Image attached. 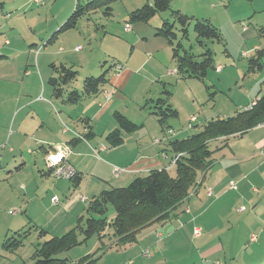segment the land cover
I'll return each mask as SVG.
<instances>
[{"label": "rangeland", "instance_id": "rangeland-1", "mask_svg": "<svg viewBox=\"0 0 264 264\" xmlns=\"http://www.w3.org/2000/svg\"><path fill=\"white\" fill-rule=\"evenodd\" d=\"M84 1L79 0V3L83 4ZM170 1L171 9L176 8L173 4H181L184 7V14L194 16L196 19H208L221 34L220 43L205 42L204 44L213 52V68L208 71L204 82L197 79L177 80L175 75L166 80L160 77L167 68V70H173L175 67L167 41L156 36V29L161 26L162 21H171L170 12L158 13L147 22L130 23L128 14L132 8L135 10L143 7L145 0L115 1L111 4L110 17L105 18L102 11H97L92 14L91 19L84 17L78 21L75 29L62 33H58L59 27L69 18L75 0H41L42 3L37 5L33 3V0H0V50L6 52L1 54L5 58L0 61V84L4 85L0 87L1 105L5 100L8 102L16 97L21 99L22 104L31 101L32 96L36 94L41 96L49 93L51 91L47 85V76L51 73L49 64L64 63L72 65L78 72L76 87L80 89L82 81L88 76L98 77L103 72H108L107 78L111 79L118 66L136 70L141 75V79L147 76L154 78L159 89L165 83L164 87L171 92L168 102L178 112L175 119L167 120L172 129V133H165L168 138L174 139L176 136L177 139L185 138L199 132L211 119L227 118L241 112L244 106L251 102L249 97L255 98L259 88L261 86L264 88V36L259 33L260 27L264 26V0ZM3 14L9 15L10 19H4ZM63 18L64 20L51 30L56 22ZM193 23L188 29V38L183 39L179 36L178 41L180 40L184 49H191L192 54L198 57L204 48L195 40ZM125 24L131 26L130 32L125 30ZM5 42L10 43V46H4ZM36 42L35 47L33 44ZM76 46L82 49L74 52ZM258 51L261 52L262 68L250 69L249 61L254 56L258 58L256 55ZM146 59H153L149 69H137ZM217 66H220V70L216 68ZM24 73L29 75L25 76ZM140 78L135 77L127 85L124 92L126 96L138 93L141 88ZM157 87L150 88L151 95H156ZM143 88H147V85ZM144 106L146 112L150 113V102H146ZM12 109H16L14 102L10 105V110ZM122 111L123 115L137 126L142 124L141 115L143 114L139 112L141 110L131 107L122 108ZM15 112L11 113L10 122L6 124L5 136L9 133L11 122L15 121V127L11 128L15 130L17 124L25 119L28 125L18 130L23 138H32V123H34L32 106L26 111L17 114ZM14 113L16 116H13ZM191 116L198 120L195 126L190 122ZM0 120H3V116H0ZM183 131L185 135L180 134ZM94 135L96 140L101 138L103 141L101 143H106V135L100 134L99 131H94ZM156 139L148 140L151 142ZM129 141L130 137L125 143L128 144ZM15 146L18 152L15 154L19 156L21 152L27 165L24 167L19 165L23 169L9 180L3 179L9 175L6 172H3L0 177V264H32L35 249L39 248L46 238H39L37 231L32 228L31 233L23 239L22 245L10 252L3 249V241L16 231H25L33 225L43 224L51 218L56 208L37 210L38 204L33 201L47 198L48 195L45 193L46 180H41L42 174L37 169H35V180H32L33 156L25 154L27 150L31 152L34 150L32 140L23 139ZM162 146L166 148L169 157L173 156L167 144ZM56 147H58L56 144L51 145L53 149ZM59 147L65 148V143ZM5 148L7 150V147ZM2 151L0 156L3 157L5 153ZM248 166L247 178L240 189L235 190L240 193L238 198H240L241 206H245L246 212H236L238 213V215L234 213L236 216L231 214L234 223H229L228 226L225 224L224 228H204L202 233L205 239L198 241L196 246L183 245L176 237L168 236V230L171 228L153 224L140 231L135 242L118 243L107 235L102 239L94 235L82 245L60 254L59 257L68 258L71 264L77 263L79 259L89 254H96L99 257L97 264H128V262L132 264H200L203 260L199 252L205 251L208 245L206 241H208L209 244H215L220 248L215 255L210 256L211 259L208 257L210 264L213 260L220 264H229V262L242 264L243 261L256 264V260L262 255L264 242L259 246L257 242L255 245L257 247L254 248L255 243L250 244L249 241L251 233L258 237V241L264 239V233H255L264 221V201L256 203L258 199H261L260 197H264V158L257 153L250 159ZM125 172H128V169ZM169 173L173 176L175 170L171 169ZM231 187L235 188V185ZM253 188L256 189L255 192ZM50 196L51 194L48 196L49 199ZM32 197H34L33 200ZM248 203H250L249 207ZM254 203H256L255 207H253ZM244 209L241 208L242 211ZM223 211L227 210H220L216 205L208 213V218H212L213 213L216 212V215L220 217V227L221 221H226L225 218H221ZM252 211L258 212L259 218ZM113 212V208L109 206L106 218L112 216ZM86 214L85 208L83 215L86 216ZM63 217L64 215L53 221L50 227L51 233H47V236H61L53 235L52 232H55L56 223ZM237 226L241 228L238 235ZM157 234H162V237H158ZM236 238L237 240L232 242ZM221 243L222 247H220ZM228 243H232L234 248L230 249ZM201 245L204 246L200 249Z\"/></svg>", "mask_w": 264, "mask_h": 264}, {"label": "crops", "instance_id": "crops-1", "mask_svg": "<svg viewBox=\"0 0 264 264\" xmlns=\"http://www.w3.org/2000/svg\"><path fill=\"white\" fill-rule=\"evenodd\" d=\"M173 5L176 6V8L173 7V9H179L181 12L185 13L183 10L184 7L181 4ZM133 9L134 8H132V10ZM3 17L6 20L10 19L9 15L3 14ZM64 18L59 22H56L51 30L54 29V27H57ZM126 26L130 27L129 31L126 29ZM125 30L130 32L132 28L129 24H125ZM135 42L138 44L137 40ZM4 46H10V43L7 45L4 44ZM33 46L36 47L37 42L34 43ZM4 48L5 47H3V49ZM75 48L73 50L74 52L76 51ZM3 52L4 51L0 50V55ZM30 52L32 54V50H30ZM149 56L150 55L148 54V57ZM152 62L153 59H146L137 69L148 70L150 63ZM118 67H120L119 74L116 75L115 72L110 79V83L107 84L99 94L86 99L80 105H57L58 102L52 98L51 92L46 93L47 96L46 94L41 96L36 94L32 96L31 101L22 104L21 99L17 97L8 100V102L5 100L2 105L0 103V116H3V120H0V151L3 150L2 152L5 153L3 157H0V177L3 172H6L7 175H9L3 177V179L9 180L23 169L20 168L19 165H22L23 167L27 165L25 159L21 156V152L19 156L15 154L18 153L15 145L18 142H22L23 139L26 141L32 140V147L34 150H32V152L29 150L25 152V154L33 156L32 180H35V169H37L42 174L41 180H46V195L49 196L51 194L50 199L47 196V198H40L39 200H33L34 197H32V200L38 204L37 210H52L56 208L54 214L51 215L49 220L43 224H36L38 228L43 229L48 234L51 233L50 227L53 221H56L62 215H64V217L56 223L55 232H52L53 235H62L74 227L77 218L80 215H83L87 203L100 192L109 190L112 187H125V185L135 178L144 177L151 171L171 170L172 168V166H170V161L173 156L169 157L166 148L164 149V146H162V144L168 145L169 141L172 139L166 137L167 134L165 135V133H172V129L162 133L158 122L155 120L156 117L154 119L153 115L147 113L146 107L144 106L146 102L152 104V100H156L160 97L162 87L159 89L157 87V82H155L154 78H151L150 76L141 79V75L137 73L136 70L132 71L127 68L124 69L122 66ZM216 68L220 70V66H217ZM167 69L166 72H163L160 76L164 80L175 75L174 70ZM221 72L222 69L220 73ZM24 74L25 76L29 75L28 73ZM48 77L49 74L47 79ZM135 77L140 78L141 88H139L138 93L126 96L124 93L126 87ZM144 85H147V88H143ZM164 85L165 83L162 84V86ZM0 87H4V85L1 83ZM152 87L158 88V90H156L157 96L151 95L150 88ZM263 89V86L259 88L255 98L251 99L249 97V101L251 102L244 107L257 101L259 97L264 94V92H262ZM105 91L111 93L109 100L105 99ZM251 92L253 93L254 91L252 90ZM242 94L245 96L244 92ZM13 102L16 104V109L10 110V105ZM31 106L32 120L34 122L32 123V138H23L18 130L19 128L28 125L25 119H22L21 122L17 124L15 130H11V128L13 129V127H15V121L12 119L13 122H11L10 125L11 131L9 130V133L5 136L7 131L6 124L8 125L10 122L11 113L16 111L15 113L17 114L21 111H26L27 108H30ZM131 107H136V109L141 110L139 112L143 114L141 115L142 124L139 126V129L136 130L137 132L134 131L135 133L123 134V143L120 146L113 148L108 147L107 143H101L103 142L101 138H99V140L95 139L94 131H99L100 134L107 135L116 128V124L112 119L114 111L122 113V108L128 109ZM15 113L13 116H16ZM59 114H61V116ZM80 115H86L90 119L93 126V136L89 140H79L69 146L68 144L72 139V135L62 132V124L67 125V127L78 133H82V125L76 122ZM223 118L224 117L219 119ZM197 122L198 120L195 118V121L191 123L195 126ZM136 123L138 124V122ZM185 131H188V129H185ZM161 134H163V136ZM180 134L185 135L184 131ZM129 137L130 141L126 144L125 141ZM176 137L174 139H177ZM179 137L182 138L183 136ZM152 138L157 139L150 142L148 139ZM64 143L65 148L59 147V145L62 146ZM54 144L58 146L56 149L51 148V145ZM211 145H214V147L216 146V150L213 153L212 163L201 176V183L196 187V190L193 193L188 195L186 201L180 206V208L172 213L170 219L164 223H157L163 225L165 228H171L168 230V236L170 238L176 237L177 240L186 246H196L198 241L205 239V235L202 233L204 228H224L225 224L228 226L229 223H234L231 214L236 212H246V209H244L245 206H241L240 198H238L239 192H236L235 190L240 189L243 185V181L247 178L246 170L249 169L248 165H250V159L255 154L259 153V150L264 146V123L259 124L242 134L216 140ZM5 147H7V150ZM67 147L71 149V153L67 155V161L77 170L78 175L81 178L80 185L76 190H73L72 188V181L62 179L57 180L52 174L48 173L49 165L56 160L53 159V157L65 154ZM113 167L128 169V172L120 173L116 177L112 173ZM232 185H235V188H232ZM255 191L256 189L253 188V192ZM54 196L58 199V204L56 206H53L51 203V198ZM82 198L85 200L83 201ZM260 198L261 199H258L256 203L264 201V197ZM48 199L50 200L49 203ZM256 203H254L253 207L256 206ZM216 205L220 210H227L223 211L221 214V218H225L226 221H221L220 227V217L216 215V212L213 213L214 216L212 218H208V213ZM249 205L250 203L247 204L248 207ZM260 205L261 204H259V206ZM241 208H243L244 211H242ZM252 212L254 213L255 211ZM238 213H236V215H238ZM254 214L259 218L258 212ZM232 227H234V225ZM237 227L239 228L240 226ZM196 229L200 231L199 237L193 236V231ZM240 229L241 228L238 229L237 235L240 233ZM255 233H264V221L262 222V225H260L258 232L255 231ZM253 234L254 233H251V235ZM157 236L162 237V234H157ZM255 238V244L253 246H255L257 242V246L264 242V239L258 241V237L255 236ZM234 240L236 241L237 238L233 239L232 242H234ZM206 242L208 245L206 246L205 251L199 252L201 259L204 261L200 264H210L208 263V257L215 255L217 251L220 250L219 246L217 247L215 244H209L208 241ZM228 244L230 249L234 248L232 247V243ZM204 245H201L200 249ZM220 245V247L223 246L222 243ZM213 261L211 262L212 264H220L218 261ZM241 263L245 264L247 262L243 261ZM256 263H264V249L262 250L261 257L256 260ZM128 264H132V262H128ZM229 264H234V262H229Z\"/></svg>", "mask_w": 264, "mask_h": 264}, {"label": "trees", "instance_id": "trees-1", "mask_svg": "<svg viewBox=\"0 0 264 264\" xmlns=\"http://www.w3.org/2000/svg\"><path fill=\"white\" fill-rule=\"evenodd\" d=\"M115 1L118 0H85L80 4L79 0H76L69 18L59 27L58 33L75 29L80 19L84 17L91 19L92 14L97 11H102L105 18L110 17L111 4ZM145 1L143 7L128 14L129 22H147L156 14L169 11L171 21L163 20L161 26L156 29V36L165 39L171 48L175 75L179 80L197 79L204 82L208 71L213 68V52L204 44L205 42L220 43L222 39L219 30L208 19H196L180 10L171 9L170 0ZM192 23L195 40L204 48L198 57L192 54L191 49H184L180 40L178 41L179 36L183 39L188 38V29ZM259 33L264 36V26L260 27ZM260 53V51L256 52L258 58L254 56L255 58L250 59V69L262 68ZM3 58L5 56L0 55V61ZM49 69L51 73L47 85L51 90L52 98L62 106L80 105L86 99L99 94L104 85L110 83V79L107 78L108 72H103L98 77L84 78L80 89L76 87L78 72L72 65L53 63L49 65ZM170 96L171 92L162 86L160 97L151 101L150 114L156 117L162 133L171 129L167 120L178 116L176 109L168 102ZM112 119L116 128L105 137L110 148L123 143V134L139 129V126L119 111L113 112ZM76 122L82 125V133L62 124V132L65 126L68 129L65 133L72 135L69 146L79 140H89L93 136V126L86 115H80ZM262 123H264V94L250 109H243L231 117L211 119L199 132L182 139H171L168 143L169 150L173 153V157L180 155L171 168L175 170L173 176L169 173L170 169L154 170L144 177L135 178L125 187L104 190L87 203L86 216L80 215L74 227L61 236H47L46 231L33 225L28 230L16 231L10 237H6L2 244L3 249L7 252L17 249L22 245L23 239L31 233L32 228L37 231L39 238H46L40 247L35 249L32 264H71L68 258L59 255L82 245L94 235L99 239L107 235L118 243L135 242L138 233L143 229L170 219L172 213L180 208L188 195L196 190L201 183V176L212 163L213 153L216 150V146L211 145L213 142L242 134ZM75 171V177L71 180L73 190H76L81 182L76 169ZM48 173L51 174L49 168ZM109 206L114 212L112 216L106 218ZM253 236L250 237V244L256 239L255 236L252 239ZM98 259L96 254H89L75 264H97Z\"/></svg>", "mask_w": 264, "mask_h": 264}, {"label": "built area", "instance_id": "built-area-1", "mask_svg": "<svg viewBox=\"0 0 264 264\" xmlns=\"http://www.w3.org/2000/svg\"><path fill=\"white\" fill-rule=\"evenodd\" d=\"M33 3L36 4V5L40 4L41 0H33ZM126 29L129 31L130 27L126 26ZM7 44L8 43L5 42V45H7ZM81 49H82L81 47H76L75 48L76 51H79ZM116 70H117L116 71V75H118L119 72H120V67H117ZM104 96H105L106 100H109L110 96H111V93L110 92H104ZM252 105H249L248 107H245L244 109H250ZM190 121L194 122L195 118L191 117ZM67 131H68V129L64 126L63 127V132L65 133ZM66 149H67L66 153L65 154H60L58 156V159H56L54 162H52L49 165L48 168L50 169L51 174L53 175V177L55 179H57V180H61L62 179V180L71 181L72 179H74L76 171H75V168L67 161V155L71 153V149L69 147H67ZM259 155L264 158V146L259 150ZM179 157H180V155H177V156H174L173 158H171L170 166H173L175 161ZM125 170L126 169L113 167L112 173H113L114 176L117 177L120 173L125 172ZM82 200L84 201L85 199L82 198ZM51 203H52V205H57L58 204V200H57L56 196L51 198ZM193 234H194L195 237H199L200 236V232L197 231V230L193 231ZM252 239H254V236L252 237Z\"/></svg>", "mask_w": 264, "mask_h": 264}, {"label": "snow or ice", "instance_id": "snow-or-ice-1", "mask_svg": "<svg viewBox=\"0 0 264 264\" xmlns=\"http://www.w3.org/2000/svg\"><path fill=\"white\" fill-rule=\"evenodd\" d=\"M53 159H58V157H53Z\"/></svg>", "mask_w": 264, "mask_h": 264}, {"label": "clouds", "instance_id": "clouds-1", "mask_svg": "<svg viewBox=\"0 0 264 264\" xmlns=\"http://www.w3.org/2000/svg\"><path fill=\"white\" fill-rule=\"evenodd\" d=\"M252 104H254V103H252ZM252 104H250V105H252ZM248 107V106H247Z\"/></svg>", "mask_w": 264, "mask_h": 264}]
</instances>
